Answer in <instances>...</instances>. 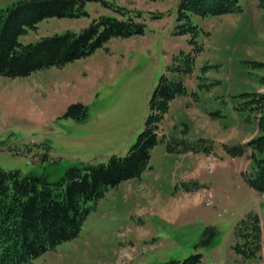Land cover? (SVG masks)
Masks as SVG:
<instances>
[{
    "label": "rangeland",
    "instance_id": "rangeland-1",
    "mask_svg": "<svg viewBox=\"0 0 264 264\" xmlns=\"http://www.w3.org/2000/svg\"><path fill=\"white\" fill-rule=\"evenodd\" d=\"M15 1L0 0V9ZM178 2L86 0V15L46 18L18 37L26 44L78 32L94 18L119 17L116 7L139 12L144 24L142 34L113 37L79 60L0 76L2 169L54 182L73 165L124 155L144 129L161 75L180 80L185 92L170 100L158 135L207 138L214 148L178 153L158 142L140 177L106 190L75 238L30 264H159L197 252L202 264H264V194L245 180L264 146L255 158L251 150L231 156L223 148L264 134V0H238L233 13L190 14L196 31L183 34L175 32L189 22L179 19ZM187 54L190 71L180 72ZM77 102L88 106L84 121L63 116ZM195 182V190H183ZM250 213L260 220L261 251L245 258L232 247L243 244L236 225Z\"/></svg>",
    "mask_w": 264,
    "mask_h": 264
},
{
    "label": "trees",
    "instance_id": "trees-1",
    "mask_svg": "<svg viewBox=\"0 0 264 264\" xmlns=\"http://www.w3.org/2000/svg\"><path fill=\"white\" fill-rule=\"evenodd\" d=\"M85 1L17 0L0 9V76L25 77L38 70L62 66L90 55L113 37L127 38L143 33L144 24L136 20L139 12L116 7L119 17L94 18L78 32L66 30L26 44L18 41L20 35L35 29L46 18L86 15ZM238 10V0H179V19L187 18L189 26L181 25L175 33L196 31V26L191 25L190 14L204 17ZM193 28L194 31L189 30ZM185 57L190 60L183 59L187 68L180 72L187 73L192 58L189 54ZM184 92L180 80L161 75L148 101L150 112L145 118L144 129L124 155H112L105 163L73 165L54 182L48 181L45 174H22L18 169L6 171L0 167V264H30L56 245L75 238L106 190L140 177L158 142L166 140V149L170 152L211 154L214 148L207 138L167 140L165 135H158L170 100ZM87 115L88 106L77 102L70 104L63 116L84 121ZM262 146L264 134L243 144H223L225 152L231 156H241L251 150L254 158V152L260 151ZM254 164L245 180L252 189L264 194V156L255 158ZM194 184L183 183V190H195L198 185ZM235 232L236 238L243 239L241 246L236 242L232 247L236 253L245 258L259 255L261 227L256 213L240 220ZM159 264H202V254L192 253L183 259L172 258Z\"/></svg>",
    "mask_w": 264,
    "mask_h": 264
},
{
    "label": "crops",
    "instance_id": "crops-1",
    "mask_svg": "<svg viewBox=\"0 0 264 264\" xmlns=\"http://www.w3.org/2000/svg\"><path fill=\"white\" fill-rule=\"evenodd\" d=\"M52 67H57V66H52ZM59 67V66H58Z\"/></svg>",
    "mask_w": 264,
    "mask_h": 264
}]
</instances>
